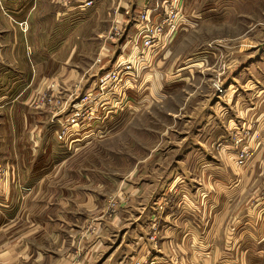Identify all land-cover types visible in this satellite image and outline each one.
<instances>
[{
  "label": "rangeland",
  "instance_id": "obj_1",
  "mask_svg": "<svg viewBox=\"0 0 264 264\" xmlns=\"http://www.w3.org/2000/svg\"><path fill=\"white\" fill-rule=\"evenodd\" d=\"M5 1L9 4L10 0ZM3 2L0 0V11ZM85 2L53 0L55 13L73 9L86 15L85 19L79 17L85 23L71 21L65 26L64 40L68 41L62 51V34L55 39L59 41L53 50L55 58L67 60L70 75L56 61L54 74H37L35 92L27 99L23 93L15 101L22 104L13 108L0 102V121L10 114L17 121L11 124L6 118L0 123V170L4 168L0 190H5L8 174L10 182L12 164L17 161L16 175L21 173V179L16 182L30 185L16 188L20 196L34 187L43 191L52 182H75L87 196L95 195L102 203L103 211L88 215L80 232L97 237L102 218L131 213L128 205L136 202L132 197L140 207L143 194L151 203L164 196L162 204L155 202L157 212L170 205L171 195L181 198L182 194L171 191L161 195L177 172L178 189L186 188L184 202L191 204L190 195L196 198L198 188L202 197L197 196L198 210L207 208L203 216L207 218L198 213L197 252L189 249L182 234L164 233L159 216H154L148 230L150 243L174 244L176 247L168 249L182 261L179 264H264V71L257 72L264 52V0H177L173 5L172 0ZM177 9L179 15L170 20ZM143 11L150 32L158 25L162 31L153 39L155 46L143 48L147 53L139 55L133 47L141 39L137 31ZM28 19L20 22L24 32L30 28L32 20ZM58 25L56 22L54 28ZM129 63L131 68H127ZM107 75L111 78L103 86L102 78ZM208 108L216 113L213 119L221 132L219 140L213 143L211 139L205 145L201 144L204 134L197 133L211 127L205 124L206 115L202 117ZM33 133L38 135L36 142L31 139ZM197 145L213 147L211 158L226 167L229 162V173L239 175L244 184L241 195L236 192L227 197L220 191L214 211L204 201L211 191V174L221 178L227 173L204 167L205 157L189 151L200 147ZM30 146L48 150L38 155ZM16 148L22 153L16 154ZM243 148L251 153L245 164L238 161ZM146 179L152 183L143 193ZM159 185L163 189L158 190ZM226 211V218L215 216L216 230L210 231L211 217H221ZM186 220L179 222L184 226ZM207 229L210 232L202 234ZM152 234H157L155 241ZM153 251L144 256L135 252L129 264L137 258L157 264L158 254Z\"/></svg>",
  "mask_w": 264,
  "mask_h": 264
},
{
  "label": "crops",
  "instance_id": "obj_2",
  "mask_svg": "<svg viewBox=\"0 0 264 264\" xmlns=\"http://www.w3.org/2000/svg\"><path fill=\"white\" fill-rule=\"evenodd\" d=\"M4 2L2 3L4 5L3 10L0 11V102H6L14 108L15 101L21 98L23 93L25 99H27L26 97L31 92V94L35 92L33 83L36 81L35 76L37 74L43 75L45 72L51 75L54 74L52 65L56 61H60L62 72H67L70 75L67 60L65 58L61 60L55 58L56 54L53 50L56 45L57 47L59 45L57 44L59 41L55 39L59 37V33L62 34V51L64 43L66 44L68 41L67 39L64 40L68 33V28L65 26L68 27L71 21H76V25L85 23L86 21L81 19H85L86 15L84 12L74 11L73 9H61L60 12L55 13L53 12L55 8L53 0H14L13 4H10L11 0L9 4L5 0ZM22 12H26L28 15L24 16L25 13L21 14ZM80 15H83V18H79ZM26 17L32 21L30 20V28L24 32L20 27V22L25 20ZM56 22L59 25L54 28ZM44 46L46 48L45 53H42L40 49L43 50ZM260 56L264 58V52ZM263 58L259 63V67H257V72L264 71V62L261 63L264 60ZM20 104L22 103L16 106ZM225 110H221V113ZM204 113L202 117L206 115L203 117L206 118L204 120L205 124L209 123L211 127L206 126V130L204 129L197 134H204L201 137V141H203L201 144L207 145L212 141L211 139H213V143L215 140H219L218 136L221 130H219L220 127L218 128V121L215 122L213 119L216 115L213 108H208ZM6 118L10 120L11 124L17 122L15 117L10 114V116H4L0 123L4 122ZM213 125L216 127L214 135ZM72 126L71 124L70 130ZM215 135H217L216 139ZM33 136L34 138L31 137V139L36 142L38 135L33 133ZM15 139L17 140V137ZM197 146L200 147L189 151L195 154L199 153V155L205 157L204 167L211 168L212 172L220 171L223 173L225 171L227 173V177L221 178H215L217 176L214 177L211 174L214 181L211 182V191H206L208 194L205 196L204 201L212 206L214 211L216 195L220 191L227 197H232L236 192L241 195V193H244V190L240 191L244 184L239 175L236 178V176L230 174L229 162H226V167L219 160L211 158L215 155L213 147ZM30 147L31 152H38V155L45 154L44 152L48 150L45 147L38 150L33 146ZM14 151L16 154L22 153L17 148ZM254 155L257 156V148L254 149ZM12 166L13 168L9 166L10 171L13 172L10 175V182H7L8 174L6 181L3 183L5 190L3 192L0 190V264H129L135 252L140 256H144L151 253V250H154L153 254H158L155 257L157 258V264L181 263V260L177 258V261L172 255L171 252L173 251L168 249L176 247L174 244L168 247L162 241L158 246L156 242L155 245L150 243L147 235L154 216H159L160 221L158 224H163L164 233L167 235L173 234L174 236L182 234L189 241V249L197 252L198 213H202V219L207 218L203 217L205 216L206 210L204 209L206 207L202 210L200 208V211L198 210L197 196L200 200L202 199L197 193L198 188L195 189L196 198L189 194L191 204L184 202L182 197L185 194L182 192H186V188L185 190L178 189L179 183L176 179L179 175L177 172H174L175 177L170 182L169 187L163 189L161 187L163 185H159L158 190L163 189L161 195H163V191L166 193L171 191L177 195L182 194L181 198L171 195L168 198L170 202L172 200L170 205H167V199L164 200L167 201L164 203L167 208L163 206V209L157 212L155 202L162 204L164 196L151 203V199L143 194L152 183L146 179L144 180L145 184L142 185L145 190L141 195L142 197H139L140 202L138 204L141 205L140 207L137 206L138 199L132 197L131 201L136 200V202L129 205L127 203L128 208L131 209L129 215L122 212L119 217H112L111 215L110 220L102 218L104 221L101 226V235L86 237L80 232L89 219L88 215L92 217L103 211L99 197L95 195L87 196L83 186H77L78 184L69 182V180L52 182L53 184L51 183L49 186L45 185L46 188L43 191H41L42 188L36 191L37 188L34 187L33 191L30 189L29 194L20 196V191L16 188L30 185L23 183V186H21L22 181L16 182L21 179V173L17 176L18 169L15 167L19 166V162H15ZM25 181L34 184L30 179ZM217 181L219 184H217ZM72 183L74 185H71ZM182 187L185 186L182 185ZM116 210L118 211L117 208ZM187 212L189 216L186 215ZM183 213H185L184 216ZM226 214L222 212L221 217L218 214L211 217V221L213 219L215 223L212 221L210 231L215 232L216 220L226 218L229 215ZM215 216H218V218ZM181 218L187 219L184 226L179 222ZM210 231L207 229L202 231V234ZM170 241L181 244V242L174 239Z\"/></svg>",
  "mask_w": 264,
  "mask_h": 264
},
{
  "label": "built area",
  "instance_id": "obj_3",
  "mask_svg": "<svg viewBox=\"0 0 264 264\" xmlns=\"http://www.w3.org/2000/svg\"><path fill=\"white\" fill-rule=\"evenodd\" d=\"M93 2V0H86V5H91ZM177 0H172V5L175 3L176 4ZM145 10V9H144ZM143 13L144 11L142 12V21H141V28H140V32L137 31V34H141V39L140 41H136L134 47H133V51H138L136 54H139V55H142L143 53L146 54L147 52L144 51L143 48H151V47H154L155 44L153 43V39L155 38L156 35H158L159 33H161L162 29L160 28V26H156L153 30L155 31H151L150 32V26L148 24H144V19L147 18L148 16L145 14L143 16ZM146 13V12H145ZM179 15V11L178 9L176 11H172V14L169 15L170 16V20L171 19H174ZM172 23V21H171ZM173 24V23H172ZM152 30V29H151ZM153 32V33H152ZM171 32V30H170ZM154 44V46H153ZM142 48V50H141ZM138 49V50H137ZM146 49V50H148ZM139 55H136L135 57H138L139 58ZM130 61L132 62V60L130 59ZM132 64L129 63L128 64V67L127 68H131ZM126 68V69H127ZM128 70V69H127ZM130 71V70H129ZM131 75V74H130ZM113 77V76H112ZM111 78L110 75H107L106 77L102 78V85L104 86L103 82L105 83V81H107V79ZM237 137V136H236ZM236 141H239L237 140L236 138ZM242 152L241 153H238V161L241 163V164H245L246 163V160H247V156L251 155V153L249 152V150L247 151V149L243 148L241 149ZM2 166V165H1ZM4 169V168H3ZM3 169L0 170V174L3 175ZM152 240L155 241L156 238H157V234H152ZM147 262L146 258L143 259V258H137L136 262L134 264H145L144 263Z\"/></svg>",
  "mask_w": 264,
  "mask_h": 264
},
{
  "label": "bare ground",
  "instance_id": "obj_4",
  "mask_svg": "<svg viewBox=\"0 0 264 264\" xmlns=\"http://www.w3.org/2000/svg\"><path fill=\"white\" fill-rule=\"evenodd\" d=\"M141 58H142V56H141Z\"/></svg>",
  "mask_w": 264,
  "mask_h": 264
}]
</instances>
